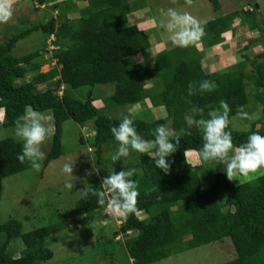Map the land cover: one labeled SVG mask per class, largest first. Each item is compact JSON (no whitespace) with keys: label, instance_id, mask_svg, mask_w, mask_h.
Listing matches in <instances>:
<instances>
[{"label":"trees","instance_id":"16d2710c","mask_svg":"<svg viewBox=\"0 0 264 264\" xmlns=\"http://www.w3.org/2000/svg\"><path fill=\"white\" fill-rule=\"evenodd\" d=\"M32 1L31 11L40 12L38 19L24 20L28 14L16 16L13 25L19 24L20 29L4 33L5 38L0 41L2 126H13L16 118L28 109L49 111L54 134L42 161L44 166L60 154V128L65 119L70 118L79 125L89 123L92 146L97 153L96 171L91 173L92 181L85 190L99 189L108 174L104 160H109V156L102 158L101 151L105 152L115 142L110 128L123 119L108 115L104 110L132 108L145 100L152 107L162 106L163 118L152 115L151 120L131 118L146 140L154 138L151 135L154 127L167 122L181 139L177 151L166 158L172 161L168 174L155 167V149L153 154L130 152V157L134 158L131 167L139 169V175L133 177L139 195L135 211L126 218L117 217L118 229L111 233L112 238L119 233L122 235L120 243L127 264L154 263L183 250L220 244L225 239L229 240L233 255L218 264H264V171L253 179L234 184L223 173L225 165L201 159L200 131L196 128L187 133L181 131L185 127L184 115L194 106L203 109L206 117L209 110L218 108L219 102L224 101L231 118L241 112L251 98L262 105L259 118L251 122L248 130H233L229 125L234 148L246 142L252 132L264 136V28L256 19L264 0L250 2V9L236 7L202 22L205 35L198 42L207 47L222 42L223 35L235 29L234 21L238 18L245 20L248 30L258 33L238 49L235 60L225 70L207 72L195 46L198 42L187 48L161 47L150 58H142L151 48L149 35L155 32H146L130 20V12L139 10L135 2L37 0L38 4L50 3L40 9ZM207 1L215 11L218 9L217 0ZM16 4L14 1L13 5ZM38 31L40 41L37 39L33 50L13 54L19 40ZM49 35L50 50L46 44ZM252 43H261L262 49L250 58L245 52ZM135 59L138 61L131 63ZM44 64L51 67L41 72ZM202 80L210 81L213 89L188 95L189 84L198 86ZM100 84H111L113 89L103 97L102 107H97L92 90ZM78 89L85 90L84 99L72 95V90ZM255 106L253 104V110ZM21 143L9 137L0 139V194L3 177L29 166L27 161L17 160ZM115 148L113 145L111 150ZM187 151L197 152V163L187 161ZM108 210L96 204L91 192L87 195L83 192L74 204L76 214L95 215L96 221L111 219ZM140 214L144 217L140 218ZM51 232L49 226L22 231L20 222L14 218L1 222L0 264H33L50 259L52 251L48 249L47 238ZM11 240H17L22 246L19 256L7 252Z\"/></svg>","mask_w":264,"mask_h":264},{"label":"rangeland","instance_id":"374dc122","mask_svg":"<svg viewBox=\"0 0 264 264\" xmlns=\"http://www.w3.org/2000/svg\"><path fill=\"white\" fill-rule=\"evenodd\" d=\"M14 1L17 4L13 5V15L10 22L0 24V41L5 38L4 33L20 29L19 24L13 25L15 24L14 18L16 16L28 14L29 17L24 18V20L36 21L39 17L38 15H40V12L31 11L30 0ZM129 1L130 4L135 2L139 6V10L130 12V20L137 23V26L146 32H155L153 36L150 34L151 32L149 33L151 48L142 57L150 58L161 47L165 49L173 47L171 42L166 39V36L162 35V31L158 27V10L161 7H175L186 11L202 23L218 15L228 13L236 7L242 6L245 9H250L251 4L249 3L255 0H217L219 5L216 11L207 0ZM51 13L55 15L54 11H51ZM256 19L264 28V3L260 4ZM234 22L235 29L224 34L223 41L219 44L207 47L198 42L199 44L195 45L200 51L201 64L206 72L225 70L235 60L238 55V49L242 48L248 39L258 36L256 30L250 31L247 29L243 18L235 19ZM20 26H22V22H20ZM153 28L154 30H152ZM36 33L19 40L13 49V54H25L33 50L41 37L38 36L39 31ZM248 47L249 49L245 52V55L251 58L255 53L260 52L262 44L252 43ZM208 59L210 61L206 62ZM137 61L135 59L131 63ZM50 67L49 64H44L40 67V71L45 72ZM26 77L29 78L30 74ZM112 89L113 86L111 84H100L93 87L94 105L102 107L103 97L109 95ZM84 91V89H78L72 90L71 93L79 99H84ZM253 104L256 105L254 110L252 109ZM261 108L262 105L258 101L250 98L249 103L241 112L253 115L259 113ZM104 112L118 118L127 116L146 120H151V115L158 119L165 116L162 106L152 107L147 100L132 108L130 106L118 107L113 110L105 109ZM241 112L230 118V126L233 130H248L251 122L255 120L243 118L240 115ZM41 113L46 116L45 123L50 130L48 138L41 145L45 158L52 142L54 126L50 112L44 111ZM1 120L2 112H0V139L9 137L18 140L14 135L15 125L4 127L1 124ZM166 125L168 126V122ZM60 134L61 149L58 157L49 160L44 166L41 163L39 171L33 169L28 162L29 166L27 169L1 179L0 223L8 218H14L20 222L22 231H29L42 226L51 227L52 232L47 238V246L52 251V257L46 261H35L33 264H127L128 260L125 258L124 248L120 243L122 235L119 233L115 238H112L111 233L117 231L119 220L111 214L110 210L108 211L111 219L107 221L104 219L96 221L95 215H78L74 212L75 202L83 194V190L91 183V173L96 171L95 156L97 153H95V148L92 146L90 124L79 125L68 118L62 123ZM113 145L118 146L115 141L106 148L105 152L104 150L101 151L102 158L105 159L109 156V160H104L108 174L112 168L119 172L124 167H131V162L134 159L129 156L124 162L116 161L113 163L110 159ZM153 149L150 150L151 154H153ZM106 153L109 155H106ZM196 155L197 153L193 152L190 155L189 152L185 153L187 161L192 164L198 162ZM66 162L74 163L72 172L74 177L71 178L74 187L71 191L64 189L65 177L60 172L62 165ZM262 172L258 171L249 178H237L239 181L234 179L231 182L238 184L253 179ZM139 217L143 218L144 215L140 214ZM102 234L108 237L103 239L101 238ZM21 248L22 246L17 240H11L7 252L16 257L20 255ZM230 251L231 244L228 239H225L220 244H207L204 247L183 250L150 264H218L231 258L233 249L232 252Z\"/></svg>","mask_w":264,"mask_h":264},{"label":"clouds","instance_id":"9594fccd","mask_svg":"<svg viewBox=\"0 0 264 264\" xmlns=\"http://www.w3.org/2000/svg\"><path fill=\"white\" fill-rule=\"evenodd\" d=\"M32 2L37 3L40 9L50 4L44 2L38 4L37 0ZM12 15L13 0H0V24L7 23ZM158 27L162 35L166 36L173 46L179 48L192 46L205 35L203 23L188 12L175 7H161L158 10ZM50 37L49 35L46 41L49 50L52 48L49 45ZM213 87L214 85L208 80H202L198 86L189 84L188 95L191 96L197 91L208 92ZM240 115L251 120L259 118L260 114L249 115L241 112ZM45 121L46 116L43 113L29 110L13 122L14 135L22 142L17 160L20 163L29 162L36 171H39L44 159L41 145L48 138L50 131ZM184 123L185 127L181 129L182 132L187 133L188 130L196 128L201 133L202 144L199 150L201 159L204 162L215 161L225 165L223 173L229 181L238 180L237 178L246 179L258 171H264V136L252 132L247 136L246 142L234 148L233 137L231 131L228 130L230 117L226 102L220 101L219 107L209 110L206 117L203 109L194 106L184 115ZM110 132L118 145L110 154L113 163L124 162L130 156V152L143 154L154 148L155 167L164 174L169 173L172 161L166 158L177 151V145L181 139L172 128L166 124L158 125L151 132L154 138L146 140L137 131L134 120L125 116L118 124L110 128ZM73 164V162H66L60 169L65 177L63 187L69 191L74 187L71 182V178L74 177L72 175ZM136 175H139V169L135 167H124L119 172L112 168L110 173L102 179L99 189L83 191L86 195L91 192L96 198V204L109 209L112 215L126 218L135 211L134 206L139 195L137 182L133 178Z\"/></svg>","mask_w":264,"mask_h":264},{"label":"crops","instance_id":"0c3cea01","mask_svg":"<svg viewBox=\"0 0 264 264\" xmlns=\"http://www.w3.org/2000/svg\"><path fill=\"white\" fill-rule=\"evenodd\" d=\"M70 15H71V14H70ZM186 153H187V152H186ZM193 153H195V154H196L197 152H195V151H194ZM190 154H192V152H189V155H190ZM196 157H197V155H196ZM197 158H198V157H197Z\"/></svg>","mask_w":264,"mask_h":264}]
</instances>
